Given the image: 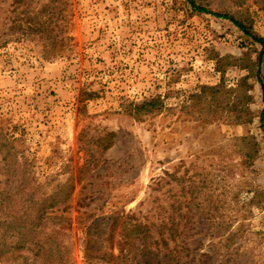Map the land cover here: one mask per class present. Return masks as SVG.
Wrapping results in <instances>:
<instances>
[{"label": "rangeland", "instance_id": "1", "mask_svg": "<svg viewBox=\"0 0 264 264\" xmlns=\"http://www.w3.org/2000/svg\"><path fill=\"white\" fill-rule=\"evenodd\" d=\"M12 1L0 0V30L8 26ZM67 1L62 26L70 39L59 55L17 33L0 46V132L11 143L10 153H0V193L7 191L0 198V245L16 240L12 226L22 220V228L28 215L24 184L34 220L45 194L71 181L63 213L70 221L63 236L70 264L85 263L80 223L113 212L127 217V228L173 216L184 227L179 243L190 264L211 258L218 264L227 255L264 264L260 46L230 21L194 12L184 0ZM195 2L264 38V6L253 0L241 7L231 0ZM260 71L264 83V59ZM85 92L93 95L79 102ZM151 98L152 113L130 115L132 103ZM106 134H113V145L102 152L103 142H94ZM87 146L104 163L78 180ZM10 162L12 181L5 186ZM102 225L106 230L109 222ZM240 227L235 243L221 247ZM3 250L12 259L0 264L28 263L30 255Z\"/></svg>", "mask_w": 264, "mask_h": 264}, {"label": "trees", "instance_id": "2", "mask_svg": "<svg viewBox=\"0 0 264 264\" xmlns=\"http://www.w3.org/2000/svg\"><path fill=\"white\" fill-rule=\"evenodd\" d=\"M184 1L194 12L210 14L215 18L230 21L260 46L256 61L258 68L256 78L259 81L264 101V83L260 78V67L264 59V38L250 35L240 22L228 14L211 12L206 7L198 5L195 0ZM231 1L234 6L241 7L249 0ZM253 1L264 6V0ZM68 8L69 3L67 0H45V2L42 0H13L7 16L8 26L6 29L0 30V46L7 43L11 35L17 33L24 37H37L45 43V53H51L53 56L59 55L64 49L63 46L66 41L70 39L64 36L65 30L62 26L68 15ZM85 95L86 98L82 99L81 97L79 102L89 100L93 94L85 92ZM154 107H156V99L154 98L145 99L140 104L132 103L130 105V115L138 118L140 115L152 113ZM263 117L264 109L260 115L261 122ZM261 127L264 131V126L261 125ZM112 139L113 134H106L103 137L96 138L94 143L101 145L103 142L101 151L106 152L113 145ZM9 145L11 143L0 132V153H10ZM83 149L87 159L83 167L78 171V175H80L78 180L104 163L97 150H93L88 146L83 147ZM4 161L5 158L0 162V171L5 165ZM10 165L11 162L7 164L8 170L5 172L6 178L3 181L5 186H8V183L12 181V178L8 177ZM161 181H163V178H160L155 183V186H158ZM73 189V184L68 181L64 185L55 188L51 195L45 194V197L36 208L34 220H31L32 214L30 213L33 211L31 207L33 198L32 193H30V186L27 188V184H24L23 209L26 210L28 215L22 228V220H17V223L12 226V230L17 229L15 232L19 239L17 240L16 238L15 241H10L8 245L7 243L0 245V261L2 259H12L11 256L4 257L7 250L3 254V249L8 247L11 253L16 251V254L30 255L27 264H70L69 250L63 244V236L70 229V221L63 213L66 211V202ZM6 193L7 191L3 189L0 193V198H5ZM57 206H62V210L60 213L55 214L52 211ZM24 210L23 212H25ZM199 213H202L203 217L209 220L213 217L209 211L200 210ZM126 218L125 215L116 212H113L107 218L94 215L86 216L83 222L80 223L86 236L84 264H190L193 261V259L189 262L183 261L186 256H183V241L180 244L179 238L183 233L184 227L180 221L176 222L173 216H161L157 223L145 224L138 222L130 225L129 228L124 225ZM103 222H109L106 230L102 225L104 224ZM225 228L224 233L229 230L228 227ZM21 229H23V233ZM242 233V227L235 232H230L221 241V247L230 248L231 244L235 243V239ZM5 235L6 232H4L3 237ZM114 250H117V255H114ZM212 260L213 258L206 260V264H213ZM218 264L242 263H239L237 258H231L230 255H227L222 256Z\"/></svg>", "mask_w": 264, "mask_h": 264}]
</instances>
